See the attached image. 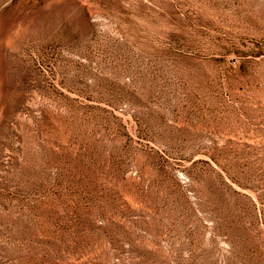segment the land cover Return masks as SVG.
Returning a JSON list of instances; mask_svg holds the SVG:
<instances>
[{
    "label": "rangeland",
    "instance_id": "rangeland-1",
    "mask_svg": "<svg viewBox=\"0 0 264 264\" xmlns=\"http://www.w3.org/2000/svg\"><path fill=\"white\" fill-rule=\"evenodd\" d=\"M0 264H264V0H0Z\"/></svg>",
    "mask_w": 264,
    "mask_h": 264
}]
</instances>
